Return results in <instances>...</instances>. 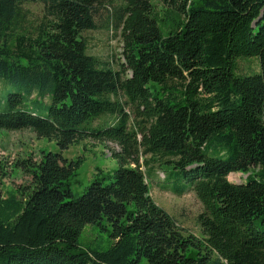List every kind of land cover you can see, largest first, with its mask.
Returning <instances> with one entry per match:
<instances>
[{"label":"trees","instance_id":"16d2710c","mask_svg":"<svg viewBox=\"0 0 264 264\" xmlns=\"http://www.w3.org/2000/svg\"><path fill=\"white\" fill-rule=\"evenodd\" d=\"M104 1L0 0V131L59 151L15 163L30 182L0 199V264H264V0H119L117 71L84 37ZM25 4L42 6L34 26ZM252 58L257 72L239 73ZM90 138L118 148V168L74 198L80 162L62 153ZM153 168L195 194L200 237L154 203ZM104 223L111 246L80 249Z\"/></svg>","mask_w":264,"mask_h":264},{"label":"rangeland","instance_id":"374dc122","mask_svg":"<svg viewBox=\"0 0 264 264\" xmlns=\"http://www.w3.org/2000/svg\"><path fill=\"white\" fill-rule=\"evenodd\" d=\"M106 9H102L96 19V29L84 34L87 53L99 60L109 63L114 70H118V63L122 62V38L120 31L116 30L115 21L111 18L114 8L120 6L119 0H105ZM25 23L34 26L43 16L40 4H25L22 6ZM239 73L250 74L257 72V60L247 59L237 62ZM7 89H3L0 98L5 99ZM110 117L95 121L92 127L109 126ZM113 147L108 142H97L90 138L71 146L62 156L67 161H79L76 175L70 180V188L74 198H79L85 190L95 181L104 178L103 183L110 182L118 168L117 161L109 155ZM42 152L57 154L59 151L53 143L45 139H38L28 131L6 132L0 131V199H5L9 191H21L29 187L30 179L20 170L13 169L16 162L30 160L36 162ZM141 162V161H140ZM148 174L150 196L154 203L173 217L179 228L195 237H200L197 217L203 212L202 205L195 194L188 190L181 196H177L164 189L170 188L164 180L163 170L153 168ZM163 175V178L162 176ZM246 177L241 174L231 176L228 180L232 183L241 184ZM104 225H106L104 223ZM107 226V225H106ZM108 232L98 226H86L78 237V247L84 251L95 250L103 252L112 243Z\"/></svg>","mask_w":264,"mask_h":264},{"label":"built area","instance_id":"2783aa9c","mask_svg":"<svg viewBox=\"0 0 264 264\" xmlns=\"http://www.w3.org/2000/svg\"><path fill=\"white\" fill-rule=\"evenodd\" d=\"M111 146H112V145H111ZM112 147H113V149H115L116 151H118V148H117L116 146H112ZM109 155H111V151L109 152ZM231 176H234V175H230L229 178H230Z\"/></svg>","mask_w":264,"mask_h":264}]
</instances>
